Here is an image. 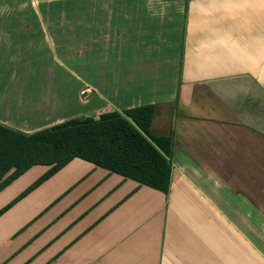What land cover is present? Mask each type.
<instances>
[{
  "label": "crops",
  "instance_id": "obj_1",
  "mask_svg": "<svg viewBox=\"0 0 264 264\" xmlns=\"http://www.w3.org/2000/svg\"><path fill=\"white\" fill-rule=\"evenodd\" d=\"M73 6L67 49L0 10V124L153 105L169 189L75 158L21 197L49 169L33 166L0 189V264H264V0Z\"/></svg>",
  "mask_w": 264,
  "mask_h": 264
},
{
  "label": "trees",
  "instance_id": "obj_2",
  "mask_svg": "<svg viewBox=\"0 0 264 264\" xmlns=\"http://www.w3.org/2000/svg\"><path fill=\"white\" fill-rule=\"evenodd\" d=\"M154 111L153 105H142L96 119L74 117L29 134L0 124V189L33 166H48L22 197L78 158L166 194L173 140L151 133Z\"/></svg>",
  "mask_w": 264,
  "mask_h": 264
},
{
  "label": "rangeland",
  "instance_id": "obj_3",
  "mask_svg": "<svg viewBox=\"0 0 264 264\" xmlns=\"http://www.w3.org/2000/svg\"><path fill=\"white\" fill-rule=\"evenodd\" d=\"M73 1L75 0H0V10L13 8L11 10L15 11L17 20L31 22L33 26H40V24H43L44 28L47 26L46 35H55L56 37L63 38V41L67 43L64 45V49H67L70 48L72 30L76 29L75 27L81 21V17H77V14L74 12ZM12 12H10V15ZM37 31L38 29H32V34H37ZM37 174L38 171L33 169L26 177L19 181L20 185H23L26 181H31ZM2 198L1 196L0 201H2ZM16 198L17 200L19 199L18 196Z\"/></svg>",
  "mask_w": 264,
  "mask_h": 264
},
{
  "label": "built area",
  "instance_id": "obj_4",
  "mask_svg": "<svg viewBox=\"0 0 264 264\" xmlns=\"http://www.w3.org/2000/svg\"><path fill=\"white\" fill-rule=\"evenodd\" d=\"M89 93H90L89 89L84 88V89L80 90L79 96L81 99H86Z\"/></svg>",
  "mask_w": 264,
  "mask_h": 264
}]
</instances>
